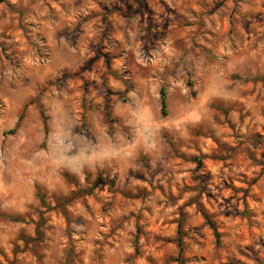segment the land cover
<instances>
[{
	"label": "rangeland",
	"instance_id": "obj_1",
	"mask_svg": "<svg viewBox=\"0 0 264 264\" xmlns=\"http://www.w3.org/2000/svg\"><path fill=\"white\" fill-rule=\"evenodd\" d=\"M0 264H264V0H0Z\"/></svg>",
	"mask_w": 264,
	"mask_h": 264
},
{
	"label": "trees",
	"instance_id": "obj_2",
	"mask_svg": "<svg viewBox=\"0 0 264 264\" xmlns=\"http://www.w3.org/2000/svg\"><path fill=\"white\" fill-rule=\"evenodd\" d=\"M161 94H162V100H161V103H162V106H161V109H162V112L164 113V114H166V97H165V91H164V89H162L161 90ZM23 117V113L20 115V118H22ZM44 117V121H45V126L47 125V123H46V121H47V117L44 115L43 116ZM14 130V129H13ZM207 218V220L209 221V224L212 226V227H214L215 228V224L208 218V217H206ZM216 234H217V237H218V232H216ZM180 243H181V241H180Z\"/></svg>",
	"mask_w": 264,
	"mask_h": 264
},
{
	"label": "clouds",
	"instance_id": "obj_3",
	"mask_svg": "<svg viewBox=\"0 0 264 264\" xmlns=\"http://www.w3.org/2000/svg\"><path fill=\"white\" fill-rule=\"evenodd\" d=\"M134 141V140H133Z\"/></svg>",
	"mask_w": 264,
	"mask_h": 264
}]
</instances>
